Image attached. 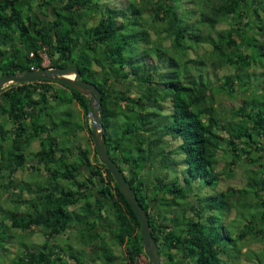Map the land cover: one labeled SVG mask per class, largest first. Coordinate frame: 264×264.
Listing matches in <instances>:
<instances>
[{"label": "trees", "instance_id": "obj_1", "mask_svg": "<svg viewBox=\"0 0 264 264\" xmlns=\"http://www.w3.org/2000/svg\"><path fill=\"white\" fill-rule=\"evenodd\" d=\"M263 36L264 0H0V76L46 55L97 85L106 148L147 211L161 264H264ZM239 90L252 95L225 119L213 93ZM88 104L58 81L0 89V188L12 201L0 200V252L17 242L8 264H146L138 218L86 130ZM235 164L242 182L219 188ZM35 228L40 245L15 232Z\"/></svg>", "mask_w": 264, "mask_h": 264}, {"label": "water", "instance_id": "obj_2", "mask_svg": "<svg viewBox=\"0 0 264 264\" xmlns=\"http://www.w3.org/2000/svg\"><path fill=\"white\" fill-rule=\"evenodd\" d=\"M41 79L58 81L89 97L88 110L84 114V120L86 130L91 136L96 149V156L101 163L107 166L120 192L138 218L143 250L147 257L146 264H161V254L150 229L147 211L140 203L124 172L119 168L106 148L103 139L105 128L100 120L101 91L95 83L82 79L80 71L74 66H43L22 73L3 74L0 76V89L8 83L34 82Z\"/></svg>", "mask_w": 264, "mask_h": 264}, {"label": "rangeland", "instance_id": "obj_3", "mask_svg": "<svg viewBox=\"0 0 264 264\" xmlns=\"http://www.w3.org/2000/svg\"><path fill=\"white\" fill-rule=\"evenodd\" d=\"M263 38H264V36H263ZM195 48L196 49L193 50V51L197 55H199V54H201V52H203V50H204L205 47H200L198 45ZM171 50H172V48H171ZM186 51L188 52V57L189 58L196 56V54H194V52H192V49L186 48ZM263 51H264V48H263ZM43 59H44L43 65L44 66H48L49 61H48L46 55H44V58ZM186 59H188V58L186 57ZM259 60L264 63V56L260 57ZM204 73H205V77H206L205 82H207L208 79L211 81V84H210V87L211 88H213V87L214 88L219 87V85H218L219 83L218 84L216 83V80L218 79L217 78L218 76H217L216 73L212 72L211 70H210L209 74H208V71L207 70H204ZM254 77L257 80H254L253 79L252 82H250V80L247 79L248 80V83L250 85H252L253 87H255V90L256 91H259V88H260L259 85H260V83L257 82V81L259 80L260 76L259 75H255ZM262 81L264 82V79ZM8 84H6V85H8ZM262 84H263L262 87H264V83H262ZM213 95H214V97H216V106L219 109L220 114L221 113H224V115L223 114L222 115H223V117H225V119H227L231 115L229 109L232 106L233 107H236L235 105H238L239 103H241L243 97H249V96H251L252 95V90H248L246 92H243L242 90L241 91L239 90V96H237V98H235V99L228 97L224 93L218 94V92H214ZM86 138L83 139V140L86 141ZM87 140H88V138H87ZM33 148L34 149L37 148V143L36 142L33 143ZM224 157H225L224 154L221 155V160H220V163L218 164L219 166L216 167L217 171H220L221 172L222 169L220 167L221 166H224L225 163H226V161H228ZM233 166L235 167V173L236 174L233 177L232 176L227 177V176H225L224 173L221 174L223 180H221L219 182V186H218L219 188L225 189L226 187H228L230 185L231 186L232 185L233 186H236V185H238V183L242 182V179L244 177V172H243L244 169L243 168H245V164H243V167H241V166L239 167L237 164H235ZM170 170L173 171L175 169L174 168H170ZM171 174L173 175V173H171ZM171 174H170V176H171ZM19 176H22V174H19ZM224 177H226V178L224 179ZM191 186L193 187V192H195L197 190L199 184L196 181L193 180V183H192ZM201 191H202L203 194H206V191H207L206 187L203 188ZM193 192L189 193L188 196L186 197V199L184 200L185 207H187V208H188V206L190 204H196L197 203L195 196L192 195ZM9 194H10V190L3 189L2 187L0 188V195H1V199L0 200H1L2 205H5V204H7L9 206L12 205V201L9 200ZM7 224L9 225L10 222H7ZM70 231L71 232H68V233L66 232L63 235H60L58 238H56L55 242L57 241L58 243L59 242L60 243H63L65 241H67V235L70 234V233H73L72 230H70ZM15 232H16L17 235H18V233L21 234L24 243H29V244L37 243L38 245H40V244H42L44 242V236H43L44 232H43V229L35 228L33 230H25V231H20V230L17 229ZM70 235L72 237H74L73 234H70ZM12 240L15 242V240H16L15 239V236L13 237ZM16 243L14 244L15 246H11L10 247V251L9 252H0V264H8L10 258L14 255V252L17 250V244ZM246 245L247 246H245V248L246 247H250V248H253L255 250H258L260 248V244L258 242H256V241H254L253 239H249L247 241ZM146 259H147V257H146Z\"/></svg>", "mask_w": 264, "mask_h": 264}, {"label": "clouds", "instance_id": "obj_4", "mask_svg": "<svg viewBox=\"0 0 264 264\" xmlns=\"http://www.w3.org/2000/svg\"><path fill=\"white\" fill-rule=\"evenodd\" d=\"M44 66V65H43ZM46 67H50V66H46Z\"/></svg>", "mask_w": 264, "mask_h": 264}]
</instances>
